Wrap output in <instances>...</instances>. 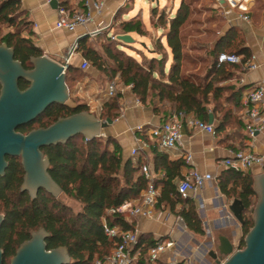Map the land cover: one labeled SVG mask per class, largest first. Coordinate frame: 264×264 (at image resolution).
I'll use <instances>...</instances> for the list:
<instances>
[{"label":"trees","instance_id":"16d2710c","mask_svg":"<svg viewBox=\"0 0 264 264\" xmlns=\"http://www.w3.org/2000/svg\"><path fill=\"white\" fill-rule=\"evenodd\" d=\"M58 1L61 7L75 12L70 9L68 0ZM156 11L153 10L154 14ZM190 16L191 8L183 2L173 17L168 20L162 14L158 17L163 22V29L167 30L166 47L171 51L173 59L168 70L165 58H153L147 64H141L122 46L114 47L111 39L102 46L100 52L89 44L92 40L87 37L80 41L78 51L98 72L109 79L119 76L126 86L131 85L141 103L152 108L163 123L174 113H192L206 123H209L212 115L214 124H217L216 135H225L224 139H228L229 135L226 134L230 129L236 132L246 129L238 115L242 93L246 88H237L232 82L237 66L220 65L219 55L234 49V54L249 59L252 52L240 40L239 30L232 26L211 51L213 61L207 74L201 79L186 73L181 30ZM121 27L123 32L119 35L145 36L147 33L141 20L123 22ZM33 30L34 23L29 21L28 14L22 10L20 0H0V45L6 44L13 49L15 59L25 68H32L31 59L44 54L33 41ZM110 30H104L98 38L104 33L109 36ZM158 45L160 49L166 50L161 40ZM78 70L77 67H69L67 85L77 79ZM27 85L25 81L19 82L21 90L26 89ZM121 98L122 94H118L104 103L101 120L109 122L120 117ZM51 111L61 118L89 111V107L85 104L56 105ZM25 131L26 126L19 129V132ZM152 150L156 171L165 173L163 180L155 182L156 186L163 185L158 206H170L192 233L204 236L206 232L195 202L190 198L179 197L175 188V181L183 177L182 170L188 166L186 161H172L167 154L158 152L156 148ZM42 152L50 160L49 174L61 187L62 193L80 202L83 208L75 214L71 208L44 190L32 199L28 192L21 190L25 176L21 159L7 158L8 169L0 177V205L4 210L0 247L4 252V264H10L19 247L31 240L32 233L39 229L50 234L46 240L48 250L67 248L71 264H94L95 260L109 256L115 248V241L106 236L103 218L110 227L134 230V225L127 223L123 215H109L108 211L120 207L126 201L139 198L148 188L149 182L141 172L144 160L135 162L129 159L124 163L122 148L112 136L105 140L101 137L88 140L78 135L65 144L46 147ZM217 182L223 195L232 201H241L245 207L242 226L244 239L241 241V248H244L245 237L254 226L253 213L257 198L254 176L227 169L220 174ZM178 204L182 205L179 210ZM157 242L153 235L143 234L139 245L146 253ZM141 264L152 263L143 259Z\"/></svg>","mask_w":264,"mask_h":264},{"label":"crops","instance_id":"0c3cea01","mask_svg":"<svg viewBox=\"0 0 264 264\" xmlns=\"http://www.w3.org/2000/svg\"><path fill=\"white\" fill-rule=\"evenodd\" d=\"M20 1L22 10L28 14L29 21L34 23L33 41L36 46L41 48L45 55L58 62L65 61L81 33L94 31L98 27H107L114 18L115 13L126 2V0H102L105 5L101 14L93 11L92 23L86 28H80L76 33H69L55 29L58 12L51 8V0ZM94 1L98 0H68L69 5L73 8L72 10L80 12H86ZM151 1L155 2V0ZM250 14L252 16L250 23L243 21L230 23L229 19H233L235 17L234 14L227 18L230 25L229 28L235 26L243 30L246 36V42L244 43L250 48L259 65L256 70L249 72H242L238 66L234 69L235 78L232 82L237 88L245 87L248 89L254 84L264 81V7L257 8L256 3ZM82 59V54L77 51L71 58V63L75 67H79ZM94 85L95 83H92L90 87L93 88ZM128 96L129 92L126 91L121 98V105ZM103 97L102 101L104 102L99 101L98 106L107 101L105 95ZM108 123L110 126L103 130V133L107 137L112 136L118 141L122 148L124 163L129 159H133L135 162L143 159L145 165H149L156 175V182L163 180L165 177L164 171H156L153 164V144L148 137L137 131L140 126L148 129L156 128L163 124L161 117L156 115L152 108L142 104L139 107L128 108L124 113L121 112L118 119ZM214 126L216 128V122ZM182 134L183 138L178 147L165 154L172 161L180 159L186 161V156L188 154L192 155L191 162H186L188 166L182 170L183 176L190 170L196 169L202 173L214 174L218 178L223 171L227 170L222 165V161L231 158L238 150L255 152L264 150V137L258 134L256 138L252 139L246 129L239 132H236L235 129H230L228 134H226L229 135L228 139H224L225 135L217 136L206 132H191L186 127L182 130ZM134 150H137V153L132 155ZM248 173H251L255 178L262 174L263 171L260 167L254 166ZM178 180L175 181V185ZM137 199H133V201L135 202ZM190 199L195 202L197 212L203 221V226L205 225L206 234L204 236L192 233L184 220L174 212L168 214L163 211L162 209L167 207L165 205L159 207L157 204L152 217L137 216L132 220V223L142 235L151 234L155 239L169 236L176 239L181 249L192 256L195 264H210L205 255L206 249L209 248V243H214V246H218V239L222 234H226V237L233 241L232 238L240 237L242 227L237 223L234 216L229 215L226 209L223 208L224 204L227 205L232 200L221 193L217 179L208 183L198 198L191 197ZM256 200L258 201V196ZM181 207L182 205L178 204L177 210ZM183 226L186 229H183ZM208 232L212 233V237H209ZM215 236H217V239H215ZM170 256V253H165L162 255V260L168 261Z\"/></svg>","mask_w":264,"mask_h":264},{"label":"water","instance_id":"95a60500","mask_svg":"<svg viewBox=\"0 0 264 264\" xmlns=\"http://www.w3.org/2000/svg\"><path fill=\"white\" fill-rule=\"evenodd\" d=\"M50 6L58 10L60 3L51 0ZM87 37L77 38L64 62H58L45 54L33 57L31 70L24 69L21 62L15 59L13 49L6 44L0 45V177L8 169L7 158H20L25 172L21 190L28 192L32 199L42 190L55 198L62 194L61 187L49 174L50 160L42 152L43 148L65 144L78 135L88 140L100 138L103 130L110 126L97 115L84 111L61 117L51 126L33 130L26 135L19 132L21 127L35 121L50 106L68 105L70 92L66 75L69 67L74 66L68 60L77 51L80 41ZM118 41L131 44L134 39L130 35H119ZM20 80L30 84L24 91L19 87ZM209 124L214 125L212 115ZM254 189L258 201L253 213L254 226L245 237V247L234 252L233 241L220 236L218 246L209 243L205 253L215 264H264V173L254 178ZM229 211L242 227L245 211L242 202L233 201ZM3 222L4 216L0 215V230ZM49 236L44 229L33 232L31 240L19 247L10 264H71L67 248L48 250L46 240ZM0 264H4L1 247Z\"/></svg>","mask_w":264,"mask_h":264},{"label":"built area","instance_id":"2783aa9c","mask_svg":"<svg viewBox=\"0 0 264 264\" xmlns=\"http://www.w3.org/2000/svg\"><path fill=\"white\" fill-rule=\"evenodd\" d=\"M257 1H261L264 4V0H220L219 7L222 10L224 16L229 18L231 15H235L233 19H229L230 23L236 22H251V11L256 5ZM224 2L225 5L222 3ZM104 1L98 0L92 3V6L86 12L75 11L72 12L64 7H59L58 20L55 25L56 30L65 31L69 33H76L80 28H86L93 21V11L101 14L104 8ZM107 27H98L94 31H85L81 33L79 37L88 35L91 38H97ZM113 40H117V37L113 36ZM78 51V49H77ZM76 51V52H77ZM75 54V53H74ZM73 54V55H74ZM68 63H71V58ZM68 58V57H67ZM67 58L65 60H67ZM219 64H230L238 66L242 72H249L256 70L259 65L256 62V57L246 59L243 56H239L234 53H222L219 55ZM91 67V63L84 58L82 59L79 69L83 72L88 71ZM119 86L117 82L113 81L108 84L107 93L105 98L107 100L116 97L119 94ZM122 97L124 93L129 92V96L126 97L121 105V112L124 113L130 107H139L142 105L140 99L133 93L132 86H123L120 90ZM87 105V104H86ZM90 107V104L87 105ZM264 81L258 82L251 86V88L245 89L241 97V110L239 115L246 125V131L250 138L254 139L258 134L264 137ZM104 104L101 103L97 108L98 111H103ZM108 122V121H107ZM188 128L191 132H206L209 134H216L214 125L203 122L195 117L194 114L186 113H174L163 124L156 128H146L140 126L137 128L143 136L149 138L154 148L160 153H166L171 150H175L182 141V130ZM102 137H106L103 133ZM137 150H134L132 155H135ZM192 155L186 156V162L190 163ZM222 165L227 169H231L237 172L248 173V171L254 166H258L264 173V150L261 152L238 150L233 154L231 158L224 159ZM142 174L148 180V188L141 194V196L134 202L133 200L126 201L118 208H112L108 211L109 215L121 214L124 216L125 221L133 225L132 220L137 216L150 218L155 212V208L159 202L163 185L156 186V175L150 169L149 165H143L141 168ZM217 179V176L209 173H202L199 170H190L176 183L177 195L183 199L198 198L200 193L210 182ZM229 204H224L223 208L226 212L232 216L229 211ZM165 212L172 214V208L170 206L165 207ZM182 221V219H181ZM103 225L106 236L115 241V248L109 256L102 259L95 260V264H141L143 259L152 264H195L192 256L185 253L178 241L171 236L162 237L164 240L158 238V242L151 246L146 253L143 252V248L139 245L142 234L138 229L125 231L119 226L110 227L107 224L105 218H103ZM205 226V225H204ZM183 226V229L186 227ZM241 227V226H240ZM209 237H212V233L208 232ZM239 245L234 244V252L241 250ZM170 253L171 256L168 261L162 260V255Z\"/></svg>","mask_w":264,"mask_h":264},{"label":"rangeland","instance_id":"374dc122","mask_svg":"<svg viewBox=\"0 0 264 264\" xmlns=\"http://www.w3.org/2000/svg\"><path fill=\"white\" fill-rule=\"evenodd\" d=\"M219 1L220 0H155V2H153L151 0H126L125 4L115 13L114 18L108 25L110 26L108 29H111L109 36L104 33L99 38L90 37L92 42L89 44L101 52L102 46L107 44L111 39L114 42V47L116 45L122 46L128 54L133 56L141 64H147V62L153 58H165L167 60L166 67L168 70L173 63V59L171 51L166 47L165 34L167 30L163 29V22H161L158 17L162 14L165 20H168L176 14L181 3L184 2L191 8L189 21L181 30L184 52L186 54L184 70L186 73L202 79L209 71L213 61L211 51L214 49L219 38L225 35L230 26L227 18L219 7ZM262 6L264 7V4L261 1H257V8ZM70 9L72 10L73 8L71 7ZM155 9L157 10L156 14L153 12ZM119 11L121 12L118 14ZM132 19L143 21L147 32L146 35L139 36L137 34H131L130 36L134 39V42L131 44L126 45L118 42V36L123 32L121 24ZM237 29L240 32V40L246 42V36L243 30L239 27ZM113 36L117 37V40H113ZM159 40H161L166 47L165 51L159 48ZM228 53H235V50L231 49ZM76 77L77 79L75 81H70L68 83L70 98L67 104L69 106L90 104L89 112L97 115L99 119L102 111L99 112L97 107L99 101L104 102L102 98H104L103 95L107 93L108 84L113 81L117 82L119 94H121L120 90L122 87L125 86L119 76L114 79H109L103 73L98 72L92 64L86 72L78 70ZM92 83H95L93 88L90 87ZM78 92H80V94H78ZM165 108H168V106ZM101 138L105 140L107 136ZM57 199L71 208L75 214L80 212L83 208L80 202L68 197L64 193L60 194ZM162 210L165 211V209ZM3 213V207L0 205V215H3ZM221 236L227 235L222 234ZM216 237L217 236H215V239H217ZM232 239L235 245L241 247V241L244 239L243 231H241L240 237ZM206 259L210 261V264H215L208 256H206Z\"/></svg>","mask_w":264,"mask_h":264},{"label":"flooded vegetation","instance_id":"af4514ba","mask_svg":"<svg viewBox=\"0 0 264 264\" xmlns=\"http://www.w3.org/2000/svg\"><path fill=\"white\" fill-rule=\"evenodd\" d=\"M26 70H31L32 68H25ZM20 81H25V80H20ZM19 81V82H20ZM26 82V81H25ZM30 86V84L28 83L26 89ZM24 89V90H26ZM22 90V91H24ZM57 104H54L52 106H50L41 116H39L35 121L31 122L30 124L26 125V131L25 132H21L22 134H28L29 132L36 130V129H40V128H47L49 126H51L52 124H54L59 118L56 117V115L54 114V112H52L51 110H53V107L56 106ZM51 113V114H50ZM49 115V116H48ZM44 149V148H43ZM42 149V150H43Z\"/></svg>","mask_w":264,"mask_h":264}]
</instances>
